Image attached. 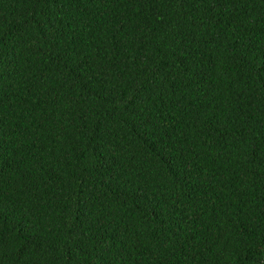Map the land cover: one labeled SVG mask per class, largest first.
<instances>
[{
  "label": "trees",
  "instance_id": "trees-1",
  "mask_svg": "<svg viewBox=\"0 0 264 264\" xmlns=\"http://www.w3.org/2000/svg\"><path fill=\"white\" fill-rule=\"evenodd\" d=\"M0 264H264V0H0Z\"/></svg>",
  "mask_w": 264,
  "mask_h": 264
}]
</instances>
